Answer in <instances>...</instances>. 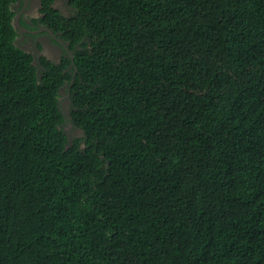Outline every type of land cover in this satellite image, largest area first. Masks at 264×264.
Here are the masks:
<instances>
[{
  "label": "trees",
  "instance_id": "16d2710c",
  "mask_svg": "<svg viewBox=\"0 0 264 264\" xmlns=\"http://www.w3.org/2000/svg\"><path fill=\"white\" fill-rule=\"evenodd\" d=\"M15 1L0 264H264V0H42L39 67Z\"/></svg>",
  "mask_w": 264,
  "mask_h": 264
},
{
  "label": "flooded vegetation",
  "instance_id": "af4514ba",
  "mask_svg": "<svg viewBox=\"0 0 264 264\" xmlns=\"http://www.w3.org/2000/svg\"><path fill=\"white\" fill-rule=\"evenodd\" d=\"M62 2L54 0L52 6L56 10H58V7L64 10L67 7L65 4L67 2ZM42 7V0H24L22 4L21 0H16L13 4V10L16 11L15 21H13L14 25H16V20L18 19L19 21L21 17L26 22L24 27L16 25V27H19L16 40L21 42L22 47L32 54L33 63L38 67L39 65L37 64H40L38 63L40 57H45L49 61L54 59V62L59 63L62 56L66 55L62 41L57 39L46 25L38 21L39 18L44 16V13L41 12ZM59 100L62 101L63 99L60 98ZM64 104H67V102L65 101Z\"/></svg>",
  "mask_w": 264,
  "mask_h": 264
},
{
  "label": "water",
  "instance_id": "95a60500",
  "mask_svg": "<svg viewBox=\"0 0 264 264\" xmlns=\"http://www.w3.org/2000/svg\"><path fill=\"white\" fill-rule=\"evenodd\" d=\"M16 25L19 26V21H18V19L16 20Z\"/></svg>",
  "mask_w": 264,
  "mask_h": 264
},
{
  "label": "rangeland",
  "instance_id": "374dc122",
  "mask_svg": "<svg viewBox=\"0 0 264 264\" xmlns=\"http://www.w3.org/2000/svg\"><path fill=\"white\" fill-rule=\"evenodd\" d=\"M64 10H66V8H65ZM65 12H66V11H65ZM53 61H54V59H53Z\"/></svg>",
  "mask_w": 264,
  "mask_h": 264
},
{
  "label": "clouds",
  "instance_id": "9594fccd",
  "mask_svg": "<svg viewBox=\"0 0 264 264\" xmlns=\"http://www.w3.org/2000/svg\"><path fill=\"white\" fill-rule=\"evenodd\" d=\"M15 27H16V25H15Z\"/></svg>",
  "mask_w": 264,
  "mask_h": 264
}]
</instances>
